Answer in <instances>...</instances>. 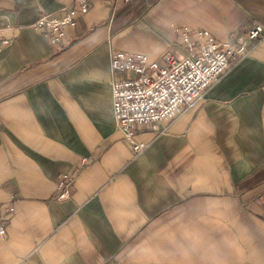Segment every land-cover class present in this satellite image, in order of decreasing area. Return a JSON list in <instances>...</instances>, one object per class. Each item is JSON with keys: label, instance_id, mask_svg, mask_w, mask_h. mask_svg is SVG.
<instances>
[{"label": "crops", "instance_id": "crops-1", "mask_svg": "<svg viewBox=\"0 0 264 264\" xmlns=\"http://www.w3.org/2000/svg\"><path fill=\"white\" fill-rule=\"evenodd\" d=\"M88 1L58 47L33 25L74 0H0V264H264V39L195 105L140 128L139 156L111 69L119 52L182 60L185 32L235 42L264 27V0Z\"/></svg>", "mask_w": 264, "mask_h": 264}, {"label": "built area", "instance_id": "built-area-1", "mask_svg": "<svg viewBox=\"0 0 264 264\" xmlns=\"http://www.w3.org/2000/svg\"><path fill=\"white\" fill-rule=\"evenodd\" d=\"M117 1L127 5L132 0ZM74 3L76 6L65 9L61 16H41L33 28L44 31L51 44L60 47L67 28L75 26L79 18L90 11L88 0H74ZM263 39L261 25L235 42L225 43H220L209 31L200 30L194 35L185 32L182 41L188 56L182 60L166 56L164 67L145 54L115 53L111 59L112 72L118 76L112 83L113 113L135 155H142L149 147L147 142L137 139L136 132L140 128L162 123L195 105ZM10 43L11 38L0 37V52ZM72 181V177H62L60 200L68 197ZM8 213L13 215L14 208H9ZM7 233L5 219L0 218V241Z\"/></svg>", "mask_w": 264, "mask_h": 264}]
</instances>
